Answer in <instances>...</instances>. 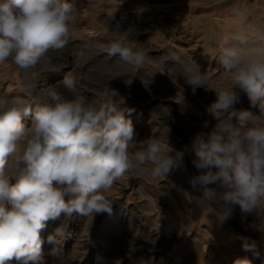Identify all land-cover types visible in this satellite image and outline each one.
<instances>
[{"label":"rangeland","instance_id":"obj_1","mask_svg":"<svg viewBox=\"0 0 264 264\" xmlns=\"http://www.w3.org/2000/svg\"><path fill=\"white\" fill-rule=\"evenodd\" d=\"M70 2L77 19L67 45L50 50L29 70L0 64V94L5 92L0 97H21L26 105L35 106L42 89L54 86L69 98L80 95L96 103L114 100L121 108L131 109L125 114L133 121L136 141L164 139L162 133L170 127L167 140L173 155L182 153L183 158L167 177L152 178L149 163L118 181L105 193L112 201L110 214H73L49 221L42 236L46 241L51 234L56 243L43 245L47 264H233L245 257L252 264H264V206L254 214H244L238 205L233 206L231 218L222 224L216 218L219 213L207 204L204 217L193 212L199 193L189 180L199 171L192 163L190 144L197 132L208 130L203 128L205 121L209 128L215 123L207 107L216 97L214 91L204 88L193 93L182 78L177 79L182 65L198 66L206 73L210 88L230 86L231 77L218 62L220 50L231 42L235 26L250 42H260L257 33H264V0ZM233 5L245 12L242 20L233 19ZM229 18L233 20L225 27ZM117 25L120 35L127 37L126 43L147 53L142 66L133 67L106 54L105 46L113 41ZM66 77L75 80L74 93L64 87ZM236 90L241 97L236 107L258 113L247 95ZM29 118L31 115L24 117L27 126L31 125ZM137 150L139 146L130 148V153ZM109 218L117 234L105 242L101 226ZM170 225L183 233L180 241L170 239L174 235ZM252 240L259 245V256L242 248Z\"/></svg>","mask_w":264,"mask_h":264},{"label":"clouds","instance_id":"obj_2","mask_svg":"<svg viewBox=\"0 0 264 264\" xmlns=\"http://www.w3.org/2000/svg\"><path fill=\"white\" fill-rule=\"evenodd\" d=\"M232 17L242 20L245 12L233 5ZM76 19L70 0H0V64L7 62L21 70L35 67L50 50L67 45ZM113 31L106 54L142 66L147 53L126 43L119 25ZM257 41L234 32L220 50L218 62L230 75V86L210 88L198 66L182 65L177 77L193 93L198 88L215 93L207 107L215 123L209 128L205 121L203 128L208 130L197 132L191 140L192 163L199 174L189 183L199 193L196 197L219 213L216 218L221 224L231 218L233 206L244 214L264 206V33H257ZM63 85L75 92L74 79L66 77ZM237 88L258 113L236 107L241 100ZM42 93L35 106L26 105L21 97H0V264H47L43 245L56 243L53 235L46 241L42 236L49 221L73 214H110L112 201L105 193L118 181L149 163L152 178L167 177L183 158L182 153H177L179 158L173 155L167 140L170 127L162 133L164 139L136 141L133 121L125 114L131 109L114 100L69 98L54 86ZM29 115L27 126L24 117ZM137 146L139 150L130 153ZM242 248L260 255L255 240ZM233 264L252 262L245 257Z\"/></svg>","mask_w":264,"mask_h":264},{"label":"bare ground","instance_id":"obj_3","mask_svg":"<svg viewBox=\"0 0 264 264\" xmlns=\"http://www.w3.org/2000/svg\"><path fill=\"white\" fill-rule=\"evenodd\" d=\"M116 7V6H115ZM118 7V6H117ZM241 7V6H240ZM105 16V15H104ZM227 16V15H226ZM230 17V16H229ZM249 19H250V17H249ZM225 20V19H224ZM232 20L233 19H226L224 22H225V27L227 26V25H229L231 22H232ZM109 22V21H108ZM115 22V21H114ZM111 25V24H110ZM223 25V24H222ZM239 26H235L234 27V32H241V29H239V31L238 30H236L237 28H238ZM240 28V27H239ZM231 30V29H230ZM242 31H243V27H242ZM78 42V41H77ZM114 61V60H113ZM112 62V61H111ZM218 71V70H217ZM60 76V75H59ZM54 83V82H53ZM60 91V90H59ZM7 93V92H6ZM8 94V93H7ZM0 95H5V92H4V94L2 93V91H1V94ZM28 119V118H27ZM30 120H31V118H29ZM28 123L30 122V121H27ZM132 186V185H131ZM137 186V185H136ZM134 188H135V186H133ZM113 188H115V187H113ZM133 190V189H132ZM144 202V201H143ZM116 205V204H115ZM122 207V206H121ZM207 205L205 204V203H203L202 201H200L198 198L197 199H195V204L193 205V212L197 215V216H199V217H204V215H205V213H206V211H207ZM114 211H116V210H114ZM139 211V210H138ZM118 213V212H117ZM125 214V213H124ZM108 216H106L105 218H107ZM118 217V216H117ZM124 219V218H123ZM111 218H109V221L108 222H105L104 224H102V226H101V228H102V237H104V241L105 242H107L108 240H110L112 237H114L115 236V234H117V229L116 228H112V227H114V224L113 223H111ZM144 221V220H143ZM109 222H110V224H109ZM56 223V222H55ZM71 223V222H70ZM80 223V222H79ZM115 224H117V223H115ZM120 224V223H119ZM72 225V224H71ZM54 227V226H53ZM144 227H146V226H144ZM112 228V229H111ZM169 230H173V232H174V235L170 238L171 240L172 239H177V240H181L182 238H183V233H181V231H180V229H177V230H175V228H174V226H172V225H170L169 226ZM70 231V230H69ZM98 233H99V231H98ZM170 235V234H169ZM94 237V236H93ZM167 241V240H166ZM100 242V241H99ZM100 246V245H99ZM208 250V249H207ZM207 255V254H206ZM205 255V256H206ZM87 258V257H86ZM191 259V258H190ZM126 261V260H125ZM124 261V262H125ZM84 262V261H83Z\"/></svg>","mask_w":264,"mask_h":264}]
</instances>
